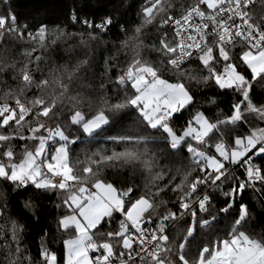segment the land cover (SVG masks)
<instances>
[{
  "label": "snow or ice",
  "instance_id": "obj_1",
  "mask_svg": "<svg viewBox=\"0 0 264 264\" xmlns=\"http://www.w3.org/2000/svg\"><path fill=\"white\" fill-rule=\"evenodd\" d=\"M0 5V264H264V0H72L63 23ZM68 41L85 58L50 60Z\"/></svg>",
  "mask_w": 264,
  "mask_h": 264
},
{
  "label": "trees",
  "instance_id": "obj_2",
  "mask_svg": "<svg viewBox=\"0 0 264 264\" xmlns=\"http://www.w3.org/2000/svg\"><path fill=\"white\" fill-rule=\"evenodd\" d=\"M101 3L104 0H100ZM11 4L13 9L18 13L21 22H24L25 18H29L28 22L31 23V16H35L38 13L43 14L45 9H47V19L49 21H54L56 23H63L65 21V16L63 13V9L65 6L69 8L72 6V0H11ZM3 6L0 5V8ZM257 10H259V4L257 6ZM133 20H135V13L132 12L129 14ZM55 26L54 24H50V27ZM69 31H79L80 26L76 25L75 27H69ZM114 30L113 33H110L108 36L104 37V39L109 40L110 43L108 45H92V50L87 53V56L91 58V67L88 69V72L85 75L91 77L93 74L99 78L100 73L103 71V61L105 58L114 55L116 50L112 47L111 41L114 39ZM76 41H68L64 44H60L54 51L49 52L47 55L50 60H55L57 64H63L65 62L74 64L78 59H84L86 53L82 48L74 47V50L71 52L65 51L69 47V45L75 46ZM19 54V49H17V55ZM123 59V55L120 56ZM257 93L260 96H264V88H261L259 85L257 86ZM0 190H5L4 185L0 184ZM10 195L14 196V193H11L10 189L8 190ZM28 193H24L23 196H15L13 203L17 206L22 204V201L28 198ZM249 203L251 204V211L255 220L253 221V226L256 227L257 231H260L259 225L264 223V201H258L256 197H253V194L249 192L247 194ZM55 197H51V199H42L38 201L39 207L37 208V212L39 214V223L33 222L26 229L27 236L26 239L30 245H32V252L35 255L36 252V244H38V236L41 234V229L51 226L52 231L55 229V217L57 215V211L54 208ZM0 223H3L0 221Z\"/></svg>",
  "mask_w": 264,
  "mask_h": 264
},
{
  "label": "built area",
  "instance_id": "obj_3",
  "mask_svg": "<svg viewBox=\"0 0 264 264\" xmlns=\"http://www.w3.org/2000/svg\"><path fill=\"white\" fill-rule=\"evenodd\" d=\"M258 4H259V0H257V6H258Z\"/></svg>",
  "mask_w": 264,
  "mask_h": 264
}]
</instances>
